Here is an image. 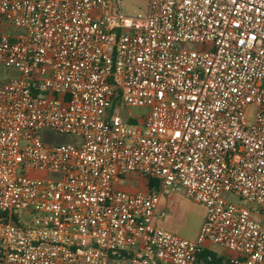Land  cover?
I'll use <instances>...</instances> for the list:
<instances>
[{"label":"built area","instance_id":"obj_1","mask_svg":"<svg viewBox=\"0 0 264 264\" xmlns=\"http://www.w3.org/2000/svg\"><path fill=\"white\" fill-rule=\"evenodd\" d=\"M123 1L0 0V264H264V0ZM179 186L195 239L155 223Z\"/></svg>","mask_w":264,"mask_h":264},{"label":"rangeland","instance_id":"obj_2","mask_svg":"<svg viewBox=\"0 0 264 264\" xmlns=\"http://www.w3.org/2000/svg\"><path fill=\"white\" fill-rule=\"evenodd\" d=\"M148 5V0H124L123 1V13L129 14L136 10H145ZM15 72L12 70H4L0 67V81L6 80ZM249 116L250 121L254 118V110ZM121 112L125 114L131 112L134 117L145 115L148 112L147 108L143 107H130L125 106L121 109ZM44 136L47 143L61 144L64 142L73 141L72 136L61 135L54 131H44ZM136 185H142L141 181H138V175H132ZM224 197L236 204L244 205L243 199L238 194L225 193ZM24 221L30 223L33 216L25 215L26 212L21 210ZM164 213V215H162ZM205 214V208L203 205L188 198L185 194V189L181 186L166 189L162 192L161 200L157 212V218L155 223L174 234H177L183 238L195 239L198 235L199 229L202 225V221ZM211 248L215 251L218 257L225 256L227 251L219 246L212 245Z\"/></svg>","mask_w":264,"mask_h":264},{"label":"trees","instance_id":"obj_3","mask_svg":"<svg viewBox=\"0 0 264 264\" xmlns=\"http://www.w3.org/2000/svg\"><path fill=\"white\" fill-rule=\"evenodd\" d=\"M132 122H135L134 120ZM157 182L148 181L150 186L156 185ZM201 260H203L206 264H224L226 262L227 257L221 256L218 257L215 252L205 249L200 256ZM210 258V259H209Z\"/></svg>","mask_w":264,"mask_h":264},{"label":"crops","instance_id":"obj_4","mask_svg":"<svg viewBox=\"0 0 264 264\" xmlns=\"http://www.w3.org/2000/svg\"><path fill=\"white\" fill-rule=\"evenodd\" d=\"M129 179H130V181L129 182H127L126 184H124V186H122V188L123 189H125V190H128V191H137V190H139V189H141L142 188V185H136V183H135V180H134V178L132 177V175H130L129 176ZM161 200V199H160ZM160 204V203H159ZM204 218H205V214H204ZM204 218H203V221H204ZM202 221V222H203ZM212 246V245H211ZM211 246H208V250H211V251H213V252H215L212 248H211ZM228 252H227V254L225 255L226 257H228Z\"/></svg>","mask_w":264,"mask_h":264}]
</instances>
